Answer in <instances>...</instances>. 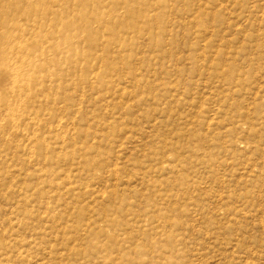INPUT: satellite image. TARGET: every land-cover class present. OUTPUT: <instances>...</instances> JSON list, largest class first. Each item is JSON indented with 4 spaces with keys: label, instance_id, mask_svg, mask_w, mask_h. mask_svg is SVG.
Masks as SVG:
<instances>
[{
    "label": "rangeland",
    "instance_id": "obj_1",
    "mask_svg": "<svg viewBox=\"0 0 264 264\" xmlns=\"http://www.w3.org/2000/svg\"><path fill=\"white\" fill-rule=\"evenodd\" d=\"M88 1L13 52L0 264H264V0Z\"/></svg>",
    "mask_w": 264,
    "mask_h": 264
},
{
    "label": "bare ground",
    "instance_id": "obj_2",
    "mask_svg": "<svg viewBox=\"0 0 264 264\" xmlns=\"http://www.w3.org/2000/svg\"><path fill=\"white\" fill-rule=\"evenodd\" d=\"M73 2L81 6L82 10H84L83 14L86 13V8L90 5V1L88 0H0V76L3 77V79L0 78V92H2L0 94V103H4L5 108L15 111L16 107L12 104L10 96L13 99L15 98V101H18L21 96L18 90L11 89L13 80L7 74L8 70H11V72L18 70L15 69L17 63L13 52L22 47L25 49L27 44L31 45L34 43V38L37 37L32 36L29 32L36 29L38 25H45L49 22L50 25H54L53 31L58 29L63 18L62 15L70 16L73 13L71 8ZM11 7L16 11L17 15L22 16L23 24L19 23V19L13 21L7 18V12ZM55 7L56 10H54ZM51 18H54V21ZM77 19L79 22H83L86 20V16L81 14ZM63 26L67 29L69 25ZM57 48H61V46L57 44ZM62 48L66 49L65 44ZM37 54L40 61L29 63L24 67V71L31 67L45 72L47 69L54 67L56 57H50L44 51ZM22 66L20 64L19 67ZM23 85L25 86V83ZM35 85V81L31 83V86L34 87ZM28 86L30 85L28 84ZM8 93L9 97L7 96ZM26 104L23 105L26 106Z\"/></svg>",
    "mask_w": 264,
    "mask_h": 264
}]
</instances>
